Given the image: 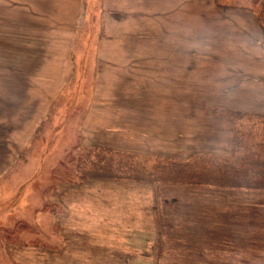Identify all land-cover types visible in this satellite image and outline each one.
Segmentation results:
<instances>
[{
	"label": "rangeland",
	"instance_id": "1",
	"mask_svg": "<svg viewBox=\"0 0 264 264\" xmlns=\"http://www.w3.org/2000/svg\"><path fill=\"white\" fill-rule=\"evenodd\" d=\"M205 151L264 175V0H0V264H264V235L159 227L208 218Z\"/></svg>",
	"mask_w": 264,
	"mask_h": 264
},
{
	"label": "trees",
	"instance_id": "2",
	"mask_svg": "<svg viewBox=\"0 0 264 264\" xmlns=\"http://www.w3.org/2000/svg\"><path fill=\"white\" fill-rule=\"evenodd\" d=\"M233 112L229 110V113ZM231 130L234 133V137L236 138V127L235 123L232 124ZM235 141L232 146L234 149ZM202 155H210V159L213 161L209 168L205 172V179L202 181L203 184L207 186L209 193L208 197L202 199H191L196 203L203 204L207 208L209 212L207 214L206 219L198 221V219H202L203 217H195L193 216L194 211H189L184 213L181 216L180 211V203H178L179 198L175 197V205H173L174 213L170 215V217L164 221L159 223V227H165L170 231L171 237H184L183 244L201 246L198 248L209 249L208 246H215L218 243L223 242V240L227 241L229 244H233L236 242L238 237V232H245L243 235L244 241L247 243L248 237H252L254 235H264V232L255 233L251 236L247 235V232L252 229L256 223L252 218L250 219H240L236 215V210L234 206H227L226 209L223 207L217 212L215 209L211 208L210 203H221V197L228 193L232 188L235 191V188H238L242 193H249V191L257 190L259 195L264 196V175L262 174V178L258 179L252 171H246L245 173H240V175L236 173H230L226 179L221 176V173L225 170L231 169L236 165V160H229L227 158L218 160L216 155H225L219 152L213 151H205ZM232 154L225 155L230 157ZM262 163L264 165V158L262 159ZM243 167L240 168V171ZM200 179H192L191 182H198ZM196 186V185H194ZM231 192V191H230ZM232 193V192H231ZM259 202H256L253 207L251 204H243L242 211L247 212L250 209H257L260 211V216L262 218L261 223L258 226H262L264 230V197L261 198ZM168 202L167 204H169ZM216 212V213H215ZM220 229V230H219ZM203 233L200 234V232ZM186 237V239H185ZM182 242V240H181ZM251 238V243H252ZM248 244V243H247ZM123 263L127 264V261L123 258Z\"/></svg>",
	"mask_w": 264,
	"mask_h": 264
},
{
	"label": "crops",
	"instance_id": "3",
	"mask_svg": "<svg viewBox=\"0 0 264 264\" xmlns=\"http://www.w3.org/2000/svg\"><path fill=\"white\" fill-rule=\"evenodd\" d=\"M184 4L186 5L185 1H184ZM192 8H193V7L188 6V1H187V9H189L191 12L195 11L196 13H199V14H197L196 16L200 18V17H201L200 8H196V10H193ZM126 33H127V32H126ZM182 34H183V36H185V37H186V35H191V30H189V31L186 32V33H182ZM167 41L171 43V47H170L168 50L172 49L173 46H175L176 44H180V45H178V46H180L181 49H183L184 46L188 45V42H187V40H186L185 38H182V39H179V40H177V39H172L171 41H170V40H167ZM161 42H166V40H157L156 44L161 43ZM156 44H155V45H156ZM168 50H167V52H165L164 55H162L160 58H163V57H164V58H175V57H176V56H175V54H176V51H175V50H173V51H171V52H168ZM181 51H182V50H181ZM181 51L178 50L177 52H181ZM172 53H175V54H174L173 56H171Z\"/></svg>",
	"mask_w": 264,
	"mask_h": 264
}]
</instances>
